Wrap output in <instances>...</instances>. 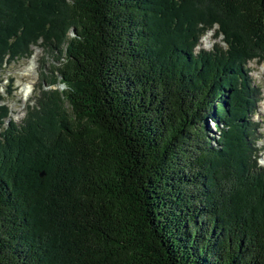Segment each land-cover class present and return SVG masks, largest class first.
I'll list each match as a JSON object with an SVG mask.
<instances>
[{
  "label": "trees",
  "instance_id": "16d2710c",
  "mask_svg": "<svg viewBox=\"0 0 264 264\" xmlns=\"http://www.w3.org/2000/svg\"><path fill=\"white\" fill-rule=\"evenodd\" d=\"M35 46L64 88L0 105V264H264V0H0V84Z\"/></svg>",
  "mask_w": 264,
  "mask_h": 264
},
{
  "label": "rangeland",
  "instance_id": "374dc122",
  "mask_svg": "<svg viewBox=\"0 0 264 264\" xmlns=\"http://www.w3.org/2000/svg\"><path fill=\"white\" fill-rule=\"evenodd\" d=\"M208 31L203 38H209L210 44L202 43L197 51H212L215 46L220 45L226 47L225 43L222 42L221 38L216 39L215 31ZM54 58L51 52L46 51L42 46L32 47V53L29 58L27 56L21 57L17 60L9 61L3 68L1 79L3 83L0 84V95L3 101L0 105H6L10 110L9 120L21 124L24 118L27 117L28 106L37 104V100L41 97L42 90L49 91L52 89H63L64 86L58 87L48 85V81H44L43 75L46 72L50 75L51 64ZM32 72L29 73L28 71ZM249 70L251 71V78L255 82L257 87H260L262 97L259 105V110L253 119L259 123V139L256 142V147L259 151L260 157L259 165L264 167V62H258L257 60L252 61L249 64ZM29 76H26L28 75ZM43 88L45 89H42ZM9 121L6 120L4 127L8 125ZM214 123L210 122V136L211 138H217L219 132H217ZM0 132L2 128L0 127Z\"/></svg>",
  "mask_w": 264,
  "mask_h": 264
},
{
  "label": "bare ground",
  "instance_id": "6f19581e",
  "mask_svg": "<svg viewBox=\"0 0 264 264\" xmlns=\"http://www.w3.org/2000/svg\"><path fill=\"white\" fill-rule=\"evenodd\" d=\"M209 38H210V37L203 38V39H202V43L209 45V44H210ZM27 71H28V70H27ZM28 72L31 73L32 71L29 70ZM26 76H29V74L26 75Z\"/></svg>",
  "mask_w": 264,
  "mask_h": 264
},
{
  "label": "water",
  "instance_id": "95a60500",
  "mask_svg": "<svg viewBox=\"0 0 264 264\" xmlns=\"http://www.w3.org/2000/svg\"><path fill=\"white\" fill-rule=\"evenodd\" d=\"M45 176L44 174L42 175V177Z\"/></svg>",
  "mask_w": 264,
  "mask_h": 264
}]
</instances>
